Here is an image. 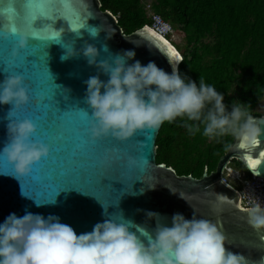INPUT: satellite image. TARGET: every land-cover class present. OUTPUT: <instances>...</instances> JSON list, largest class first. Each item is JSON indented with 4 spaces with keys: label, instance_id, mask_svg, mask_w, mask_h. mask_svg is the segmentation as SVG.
Returning a JSON list of instances; mask_svg holds the SVG:
<instances>
[{
    "label": "clouds",
    "instance_id": "obj_1",
    "mask_svg": "<svg viewBox=\"0 0 264 264\" xmlns=\"http://www.w3.org/2000/svg\"><path fill=\"white\" fill-rule=\"evenodd\" d=\"M100 32V27L89 31L93 39ZM105 33L107 39L112 38ZM12 37L18 38L13 56H19L28 48L29 37L9 27L0 30V39ZM64 47L66 55L62 60L83 55L88 65L97 69V75L85 81L84 103L91 115L78 109L89 118L88 135L92 141L111 137L125 142L137 132H154L178 119L184 121L190 134L201 132L202 126V135L208 140L220 142L230 137L232 143L225 145L228 150L241 143L250 149L264 136V120L256 121L249 104L234 100L229 110L224 95L214 86L203 78L197 83L183 76L178 66L169 73L153 61L144 65L136 59L134 50L99 60V51L91 44L85 43L80 52L75 51L72 44ZM103 50L108 51L106 45ZM101 74L107 77L106 81L100 79ZM30 103L23 76L9 75L0 83V105L13 106L8 114L11 122L7 125V142L0 150V157L13 166L20 181L51 154L50 146L36 139L38 128L33 121L13 119L14 112ZM130 164L143 169L149 162L140 158L131 160ZM157 185L148 187L154 190ZM22 194L27 196L25 192ZM240 200L247 224L257 232L264 230V205L259 198L242 194ZM36 205L39 207L42 203L36 201ZM224 205L232 206L233 201L217 194L213 211H221ZM104 215L107 218L94 225L91 232L77 235L56 216L45 218L31 212L22 217L10 214L0 223V264H247L243 255L225 248L224 235L210 220L195 216L187 219L175 213L170 227L157 222L149 232L125 219L122 213L114 218L105 210ZM146 216L149 220L160 219L154 212H147ZM140 235L146 236V243Z\"/></svg>",
    "mask_w": 264,
    "mask_h": 264
},
{
    "label": "water",
    "instance_id": "obj_2",
    "mask_svg": "<svg viewBox=\"0 0 264 264\" xmlns=\"http://www.w3.org/2000/svg\"><path fill=\"white\" fill-rule=\"evenodd\" d=\"M10 2L14 8L19 7L17 0H0V9ZM65 2L79 10L81 14H87L84 21L85 29L78 30L79 35H77L67 21L50 22L38 19L33 27L39 30L45 24L51 23L53 30L59 32L61 42H52L48 46L46 42H41L37 47H33L31 44L36 41L29 38L28 48L21 52L20 58L16 61L18 65H23V57L33 55L27 58L30 68L28 75L36 82V86L29 92L31 103L19 111L18 120L29 119L39 130V121L36 119L37 113L33 105L36 102L35 97H46L53 112L57 110L55 102L63 112L58 117L62 125L60 130L63 139L51 143L50 157L35 165L31 174L21 181L16 178L13 166L0 157V223L13 213L18 217H22L26 212L39 214L45 218L52 215L59 217L61 223L70 226L77 235H80L91 232L94 225L103 222L107 218L104 215L106 210L108 216L119 218V214L122 213L125 219L151 232L157 222L170 227L173 214L181 213L187 219L195 216L197 219H207L216 223L225 237L227 250L243 255L247 264H264V230L257 232L247 224L246 214L236 206L237 204L242 206L237 192L222 179L225 166L233 161L239 162L250 176L264 179V164L253 171L248 167L246 159L249 156L259 158L260 152L264 151V136L258 139L259 147L227 149L218 159L215 170L209 173L204 170L200 178L177 175L173 168L163 163H156L155 142L161 127L154 132L142 131L150 135L151 139L147 141L144 140L142 132H137L128 141L104 142L102 147L93 149L89 135L83 134L86 132V127L78 125L75 120L78 109L87 111L91 115V110L84 103L85 81L97 75V69L89 66L83 55L62 60L61 58L66 55L64 45L72 44L74 50L80 52L85 43L91 44L98 49L99 60L114 57L124 50H134L136 59L142 64L146 65L153 61L169 73L173 67H179L182 56L173 47L180 57L173 65L156 47L153 40L139 34L145 28L151 29L150 26L145 25L130 34H124L117 18L111 12L101 10L100 0H65ZM11 23L8 14L0 11V30L9 27ZM93 27L102 29L95 39L87 30ZM105 32L111 34L112 38L107 39ZM17 40L18 38H15L5 44L0 39V83L9 75L22 74L15 69L11 73L4 71V59L10 55ZM168 43L171 44L169 41ZM134 44L139 46L136 47ZM104 45L107 46V52L103 50ZM43 49L47 53V59L42 55ZM45 64L53 78V83L58 87L51 83ZM100 79L106 81L107 77L101 74ZM53 96H55L54 100ZM12 108V105H0V150L7 142V125L11 122L8 114ZM254 118L257 122L264 120L263 115ZM45 142L49 143L48 140ZM106 148L121 149L119 152L121 158L114 159L116 153H109L108 163L104 166ZM140 158L149 162L145 168L141 169L130 164L131 160ZM36 181L50 184L53 193L57 188L69 187L55 195V203L37 201L42 203L38 207L36 199L30 193L27 196L22 194L29 191ZM96 181L103 186L95 188ZM155 185L157 186L154 190L148 187ZM74 187L87 193L78 191ZM217 194H223L231 199L233 205H224L221 211L214 212L212 204ZM147 212L159 214L160 219L149 220L146 216ZM137 235L139 236V233Z\"/></svg>",
    "mask_w": 264,
    "mask_h": 264
},
{
    "label": "trees",
    "instance_id": "obj_3",
    "mask_svg": "<svg viewBox=\"0 0 264 264\" xmlns=\"http://www.w3.org/2000/svg\"><path fill=\"white\" fill-rule=\"evenodd\" d=\"M100 2L101 10L117 18L124 34L152 24L141 0ZM151 10L183 35L179 64L183 76L197 83L203 78L214 86L229 110L239 100L250 105L253 117L261 116L254 110L264 98V0H152ZM202 130L201 126V132L190 134L179 119L163 124L155 142L156 163L194 178L204 170L214 171L232 141L208 140ZM231 166L250 176L239 162Z\"/></svg>",
    "mask_w": 264,
    "mask_h": 264
},
{
    "label": "snow or ice",
    "instance_id": "obj_4",
    "mask_svg": "<svg viewBox=\"0 0 264 264\" xmlns=\"http://www.w3.org/2000/svg\"><path fill=\"white\" fill-rule=\"evenodd\" d=\"M17 5H19V7L14 8L13 4L10 2L3 9H0V11H3L4 13L8 14L10 20H12V23L9 26V28H11L13 32H18L19 34L26 35L29 38H32L33 40L36 41V43L31 44L33 47H37L41 42H46L47 46L52 42L55 43L61 42L59 39V32L53 30V28L51 27V23L45 24L44 27L39 30L34 28L33 25L38 19H42L50 22L53 20L67 21L68 23L71 24L73 32H75L77 35H79L78 30L85 29L86 27L84 21L87 18V14L86 13L81 14L79 10L69 6L65 2V0H59V2H56V0H17ZM87 30L91 31V28H88ZM139 34L141 36H147L148 38L153 40L156 44V47L160 49V51L165 55L167 60L172 62L173 65L177 60L180 59L178 52L173 48V46L169 44L168 41L165 40L163 37L158 36L151 29L145 28L141 30ZM15 38L17 37H12L10 39H6V40L2 39V40L4 41L5 44H7ZM14 48L12 49L10 55L5 57L4 59V66H5L4 71L6 73H11L12 70L15 69L18 72L22 73L21 76L24 77L25 86L30 92L36 86V82L28 75L30 68H29V61L27 58L33 55H25L23 57L24 60L23 65H18L16 61L20 58L21 52L19 53V56H13ZM44 49L42 55H44L47 59V55ZM45 69L49 75L46 64H45ZM51 83L53 84L52 78H51ZM54 97L55 96H53V100ZM35 100L36 102L33 105V107L37 113L36 119L39 121V130L36 139L44 143H46L45 140H48L49 143L46 144H48L51 148V143L63 139V133L60 130L62 125L58 119L60 114L63 112H61L60 109L56 106V102H55V108L57 110L53 112L52 106L48 104L46 97L37 96L35 97ZM18 113L19 112H14L13 118L18 119ZM75 122L80 126L86 127V132L83 134L88 135L89 118L78 110L76 114ZM142 135L144 136L145 141L151 139L150 135L147 133L142 132ZM109 141H116V140H114L111 137H105L98 141H92L90 139V143L93 149L102 147L104 142H109ZM259 145H260V141L257 140L254 142L253 147H259ZM145 146L146 145L144 144V147ZM239 147L241 149H245L247 148V145L241 143ZM120 151L121 149L119 148L104 149V166L105 164L108 163L109 153H116V155L113 158L120 159L121 158L119 155ZM246 159L248 162V167L253 171H255L258 168H260L262 164H264V151L260 152L259 158H253L249 156ZM102 186L103 185H99L96 181L95 188ZM68 187L69 186L57 188L53 193L52 186L50 184H42L39 181H36L30 187V190L25 192V194L28 195L30 193L36 199V201H43L45 203V202L54 201L55 195L59 191L65 190ZM74 188H76L78 191L84 192L85 194L87 193L86 191H83L78 187H74ZM236 206L237 208H239L241 212L244 211L239 204H237ZM140 238L147 242L146 236L140 235Z\"/></svg>",
    "mask_w": 264,
    "mask_h": 264
},
{
    "label": "built area",
    "instance_id": "obj_5",
    "mask_svg": "<svg viewBox=\"0 0 264 264\" xmlns=\"http://www.w3.org/2000/svg\"><path fill=\"white\" fill-rule=\"evenodd\" d=\"M151 9V5H145L144 9ZM152 11V10H151ZM151 29L157 34L170 41V36L173 33V28L168 25L159 15L150 14ZM222 179L229 184L238 195V200L241 203L240 197L242 194H247L255 198H259L264 205V179L247 176L243 171L237 170L227 164L222 172Z\"/></svg>",
    "mask_w": 264,
    "mask_h": 264
},
{
    "label": "rangeland",
    "instance_id": "obj_6",
    "mask_svg": "<svg viewBox=\"0 0 264 264\" xmlns=\"http://www.w3.org/2000/svg\"><path fill=\"white\" fill-rule=\"evenodd\" d=\"M151 1L152 0H141L142 4L144 5H151ZM146 14L148 17H150V14H152V11L151 9H147L145 10ZM173 30V33L172 35L170 36V41L171 43L175 46V49L177 48V51L179 52H182L184 50V47H185V40L183 38V35L181 33H179L177 31V29H172ZM256 113L258 114H261L264 116V98L258 103V105L256 106L255 110H254Z\"/></svg>",
    "mask_w": 264,
    "mask_h": 264
}]
</instances>
